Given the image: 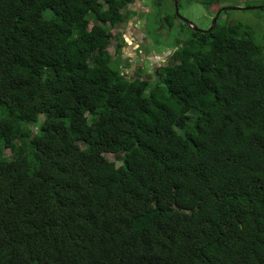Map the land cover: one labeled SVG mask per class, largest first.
Instances as JSON below:
<instances>
[{"label":"trees","instance_id":"1","mask_svg":"<svg viewBox=\"0 0 264 264\" xmlns=\"http://www.w3.org/2000/svg\"><path fill=\"white\" fill-rule=\"evenodd\" d=\"M131 1L0 0V264H264V46L180 23L160 79H125Z\"/></svg>","mask_w":264,"mask_h":264},{"label":"rangeland","instance_id":"2","mask_svg":"<svg viewBox=\"0 0 264 264\" xmlns=\"http://www.w3.org/2000/svg\"><path fill=\"white\" fill-rule=\"evenodd\" d=\"M134 2H139L137 5H140L139 9L136 10L135 5H127L124 9L121 10L124 20L122 23L116 26H110L109 33V46L106 49L107 53L114 57V65L117 67L118 71L122 73L123 77H128L129 79L138 77L139 79L147 80L149 83H154V76L152 74V68L155 65H168L171 62V56L174 40L180 42L183 38V34L180 36L175 35L176 27L181 23L177 19L172 18L173 27L163 21V16L168 15L169 17L174 15L173 11V0H163L161 6L157 9V13L160 15V20L164 28H159L161 33L158 35H153V39L157 42L163 43L158 47H150V38L147 36L142 49L136 48L131 49V46L135 47V39L132 35L129 34L130 29H135L137 31L144 30V23L148 20H152L151 16L146 18L148 14H154L155 10L151 7L150 0H134ZM179 7L177 14L191 23L192 26L205 30L210 26L211 20L214 17L215 12L218 9H227L219 13L216 19V26L220 27L223 25L239 24L242 28L251 32L253 40L256 44L261 47L264 46V9L262 5L264 0H220L216 6L209 8L208 10L204 9L199 5L195 0H179ZM248 8V9H246ZM250 8V9H249ZM47 18L53 20V15L48 14ZM152 21H155L154 19ZM151 24L150 22H148ZM153 23V22H152ZM93 21L90 20L87 25V29L91 27ZM108 27V24H105ZM148 28V27H147ZM173 30V31H172ZM170 31V37L174 36L171 40L164 36V32ZM173 34V35H172ZM164 37L166 39L162 40ZM175 38V39H174ZM163 41V42H162ZM117 48L115 49V47ZM138 51H140L138 53ZM134 57V58H133ZM165 57L162 61H158ZM88 117V116H87ZM31 132H35L34 128H30ZM17 150H26L24 140L16 142ZM79 148H82L79 145ZM1 155L10 159L13 157V154L9 152L8 149H3ZM103 157L110 162L114 163L115 167L120 166V157L121 154H103Z\"/></svg>","mask_w":264,"mask_h":264},{"label":"flooded vegetation","instance_id":"3","mask_svg":"<svg viewBox=\"0 0 264 264\" xmlns=\"http://www.w3.org/2000/svg\"><path fill=\"white\" fill-rule=\"evenodd\" d=\"M139 2H134V0H132L128 5H135V9L136 10H138L140 7V5H137ZM140 4V3H139ZM122 14V13H121ZM150 16H154V14H152V13H150V14H148V16H146V18H148V17H150ZM175 16V15H174ZM175 19H177L176 17H175ZM178 20V19H177ZM179 21V20H178ZM148 22H146V23H144V30L141 32V31H137V30H135V29H130L129 30V34L130 35H132L133 37H134V39H135V41H136V43H135V47H134V45L133 46H131V49H136V48H140V49H142V45H143V43H144V41H145V39H146V37L148 36H150L149 38V41H150V47L152 46V48H156V47H158V46H160V45H163V43H159V42H157V41H155L152 37H153V35H158V34H160L161 33V31L159 30L158 31V29L159 28H161V26H157L156 27V29H155V31H154V33L153 34H150V32H149V30H148ZM173 30H175V28L173 29ZM175 36V35H174ZM173 36V37H174ZM154 43H156V44H154ZM117 48V46L115 47V49ZM175 51V49H172V53ZM140 51H138V53H139ZM114 58V57H113ZM134 58V57H133ZM163 59H166L165 57H162L161 59H158V61L160 62V61H162ZM164 67H166V65H164V66H162V65H155V67L154 68H152V74H153V76H154V81L155 80H159L160 79V70L162 69V68H164Z\"/></svg>","mask_w":264,"mask_h":264},{"label":"water","instance_id":"4","mask_svg":"<svg viewBox=\"0 0 264 264\" xmlns=\"http://www.w3.org/2000/svg\"><path fill=\"white\" fill-rule=\"evenodd\" d=\"M178 1L179 0H173V4H172V7H173V11H174V15H175V17L183 24V25H185L186 27H188L189 29H191L192 31H195V32H207V31H210L212 28H213V26H214V24H215V22H216V19H217V16L219 15V13L220 12H222V11H225V10H227V9H218L216 12H215V14H214V17L212 18V20H211V23H210V26L207 28V29H205V30H200V29H198V28H196V27H194V26H192L191 25V23H189L188 21H186L185 19H183V18H181L178 14H177V11H178V7H177V5H178ZM246 9H248V8H246ZM250 9V8H249ZM174 51V50H173Z\"/></svg>","mask_w":264,"mask_h":264},{"label":"built area","instance_id":"5","mask_svg":"<svg viewBox=\"0 0 264 264\" xmlns=\"http://www.w3.org/2000/svg\"><path fill=\"white\" fill-rule=\"evenodd\" d=\"M125 78V77H124ZM125 79H129L128 77H126Z\"/></svg>","mask_w":264,"mask_h":264}]
</instances>
